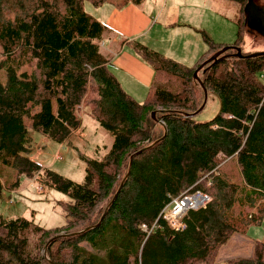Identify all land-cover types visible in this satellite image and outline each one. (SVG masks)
<instances>
[{
    "label": "trees",
    "instance_id": "1",
    "mask_svg": "<svg viewBox=\"0 0 264 264\" xmlns=\"http://www.w3.org/2000/svg\"><path fill=\"white\" fill-rule=\"evenodd\" d=\"M108 1L0 0V198L21 177L33 176L70 198L62 203L65 221L55 227L0 215V264H221L220 248L233 235L249 237L264 218V55H230L199 70L219 110L198 121L193 116L203 108L186 114L204 99L194 70L205 56L185 65L133 41L153 69L145 98L137 101L102 46L110 29L85 9L86 2L100 7ZM232 1L239 16L231 44L239 46L247 0ZM197 31L208 54L226 45ZM80 105L114 139L102 158L87 160L84 181L75 182L31 159L29 130L63 143L81 124ZM4 167L15 170V182H5ZM187 189L208 194L206 207L188 210L182 231L159 219L145 238L140 225ZM102 216L98 226L81 231ZM226 260L264 264V240L254 238L249 255Z\"/></svg>",
    "mask_w": 264,
    "mask_h": 264
},
{
    "label": "rangeland",
    "instance_id": "2",
    "mask_svg": "<svg viewBox=\"0 0 264 264\" xmlns=\"http://www.w3.org/2000/svg\"><path fill=\"white\" fill-rule=\"evenodd\" d=\"M186 1H189L187 5ZM177 2L179 3L180 11L182 10L184 12V16L186 18L190 17L195 24H203L205 26V31L208 33H210L209 30L212 31L220 28L218 31L224 29L223 34L225 35H229L233 32L230 37H233V39L236 38L237 26L235 22L239 16V5L236 2L232 0H178ZM263 2L264 0L262 3ZM157 5L160 8L162 7L161 2H157ZM107 7L112 8L113 5L111 3H106L100 7H95L88 2L85 3V9L90 14L94 16L97 15L98 17L101 15L102 18L105 17V8ZM171 9L170 7H165L164 12L169 14ZM176 14L175 12L174 17ZM170 20H172V22L169 23L175 26L177 18H172ZM168 30L169 31L159 30L160 35L158 38H175L180 46L171 48L170 45H166L170 40H158L157 48H161V53L179 60L185 65H192L195 60L194 57H191V54L195 50L197 43L203 41L201 34L197 31L199 40H195L189 35L191 40H181L183 38L181 35L176 39L172 29L169 28ZM224 41L228 43L230 40ZM215 42L218 41L215 40ZM203 43L205 44L204 41ZM239 46L243 54L263 51L264 36L247 27L243 34V40ZM173 49L175 52H171ZM215 53L216 51L214 53H207L204 60ZM121 73L123 75V77H120L121 81H123V83L129 81L131 84L129 87L127 85L126 89L137 101H142L146 93L142 91L143 87H137L133 79L131 80L124 72ZM79 110L81 124L63 143H57L37 131L32 129L29 130L32 137L31 159L33 161H38L39 166H44L43 163H45L46 166L53 171L75 182L84 181L87 160L102 158L112 145L114 139L110 131L101 126L91 116L89 109L80 105ZM218 110V99L214 95L208 94L202 111L193 117L198 121H208L218 113ZM157 122L159 124L163 123L158 119ZM56 155L60 157L55 158ZM16 178L17 175L14 169L4 167L3 179L7 184L15 182ZM68 200H70V198L63 192L41 186L35 176L31 178L21 177L17 188L13 187L8 190H3V194L0 198V215L4 218L23 216L28 219H33L42 226L55 227L61 225L65 221V212L62 203ZM247 235L264 240V218L260 225L250 227ZM238 251L244 252V250ZM225 262H227V260L219 263L225 264Z\"/></svg>",
    "mask_w": 264,
    "mask_h": 264
},
{
    "label": "crops",
    "instance_id": "3",
    "mask_svg": "<svg viewBox=\"0 0 264 264\" xmlns=\"http://www.w3.org/2000/svg\"><path fill=\"white\" fill-rule=\"evenodd\" d=\"M177 1L178 0H143L140 4L129 2L121 5L119 0H109L106 3H111L113 7L105 8V17L102 18L101 15L99 17L95 15L97 19L110 29L109 34L101 43L106 50L113 54L111 60L112 70L127 92L129 91L126 89V86L128 85L129 87L131 84L129 81L125 83L121 81L120 77H123L121 72H124L131 80L133 79L137 87H143L142 91L146 93L153 78L152 67L136 52L131 42L139 41L148 48L160 53L161 48H157L158 40H170L166 45H170L171 48L180 46L175 38H158L160 35L159 30L169 31V28L175 33L176 39L181 35L183 37L181 40H191L190 37L199 40L197 29H204L205 26L203 24H195L190 17L186 18L183 14L184 12L182 10L180 11ZM262 1L255 0L257 4L264 6V2L262 3ZM157 2H161V8L157 5ZM188 3L189 1H186V5ZM165 7L172 8L169 14L164 12ZM175 12L177 14L174 17ZM172 18H177L175 26L169 23L172 22V20H170ZM219 29L220 28L212 31L209 30L214 39L218 41L217 43L231 44L234 42L235 38L233 39V37H230L233 32L229 35H225L223 34L224 29L218 31ZM212 36L211 38L213 39ZM224 40L230 41L226 43L227 41ZM206 51L207 46L205 48L203 41H199L191 54V57H194V63L201 56H206ZM171 52H175L174 49ZM43 165L46 166L45 163H43ZM254 238L256 237L233 235L229 241L220 248L217 260L222 262L231 257L249 255L253 248ZM238 250H244V252Z\"/></svg>",
    "mask_w": 264,
    "mask_h": 264
},
{
    "label": "water",
    "instance_id": "4",
    "mask_svg": "<svg viewBox=\"0 0 264 264\" xmlns=\"http://www.w3.org/2000/svg\"><path fill=\"white\" fill-rule=\"evenodd\" d=\"M243 11H244L245 16H246V25H247V27L249 29H251V30H255L257 33H259V34L264 36V6H261V5L257 4L255 2V0H247L246 3L244 4ZM230 49L235 50V52L230 53V54H225V52L227 50H230ZM230 55L231 56H235V57H239V58L240 57L253 58V57H258V56L264 55V50L263 51H259V52H252V53H249V54H243L240 46L235 45V44H227V45L223 46L221 49L217 50L215 54H213L212 56H210L209 58L204 60L202 63H200L196 67V69L194 70V78H196L197 82L200 84L201 88L203 89L204 99H203V102H202L201 106L195 112L186 114L187 117H191L194 114H196L197 112H199L204 107V105L206 103V100H207L208 92H207V89L205 88V86L203 85L201 79L198 77V71L201 70L208 63H212V62L214 63L217 60H219L220 58L227 57V56H230ZM203 71H205V68H203ZM156 111H153L151 113L152 118H154V119H155ZM166 133H167V129L165 128L164 134H163V136L161 138H163ZM144 149L145 148H142L140 150L135 151L133 154H131L129 166L131 165V161H132L133 157L136 154L142 152ZM128 173H129V171L127 172L126 176L128 175ZM125 177H124V179H125ZM124 179L122 180L120 186H122V183H123ZM116 194H115V196H116ZM102 219H103V216L100 218V220L98 221L97 224L91 225V226H87V227L83 228L81 231H84V230H87V229H91V228H94V227L98 226L100 224V222L102 221ZM76 233H78V232H76Z\"/></svg>",
    "mask_w": 264,
    "mask_h": 264
},
{
    "label": "built area",
    "instance_id": "5",
    "mask_svg": "<svg viewBox=\"0 0 264 264\" xmlns=\"http://www.w3.org/2000/svg\"><path fill=\"white\" fill-rule=\"evenodd\" d=\"M259 77L264 82V72H262ZM58 157L60 156H55V158ZM34 162L39 164L38 161ZM209 200L210 196L201 190L187 189L181 194L172 197L170 202L161 210L158 217L152 220L150 224L142 223L140 229L145 233L146 238L160 227L159 219H162L174 231H182L186 227V223L183 221L184 214L188 210L206 207Z\"/></svg>",
    "mask_w": 264,
    "mask_h": 264
},
{
    "label": "bare ground",
    "instance_id": "6",
    "mask_svg": "<svg viewBox=\"0 0 264 264\" xmlns=\"http://www.w3.org/2000/svg\"><path fill=\"white\" fill-rule=\"evenodd\" d=\"M229 51V50H228Z\"/></svg>",
    "mask_w": 264,
    "mask_h": 264
}]
</instances>
